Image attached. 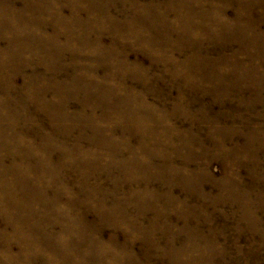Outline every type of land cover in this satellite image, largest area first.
I'll return each instance as SVG.
<instances>
[{"label":"rangeland","instance_id":"rangeland-1","mask_svg":"<svg viewBox=\"0 0 264 264\" xmlns=\"http://www.w3.org/2000/svg\"><path fill=\"white\" fill-rule=\"evenodd\" d=\"M0 264H264V0H0Z\"/></svg>","mask_w":264,"mask_h":264},{"label":"bare ground","instance_id":"bare-ground-1","mask_svg":"<svg viewBox=\"0 0 264 264\" xmlns=\"http://www.w3.org/2000/svg\"><path fill=\"white\" fill-rule=\"evenodd\" d=\"M59 170V169H58ZM58 172V171H57Z\"/></svg>","mask_w":264,"mask_h":264}]
</instances>
